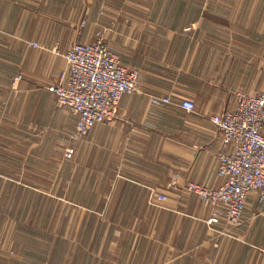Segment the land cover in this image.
<instances>
[{
	"label": "crops",
	"instance_id": "1",
	"mask_svg": "<svg viewBox=\"0 0 264 264\" xmlns=\"http://www.w3.org/2000/svg\"><path fill=\"white\" fill-rule=\"evenodd\" d=\"M98 34L139 73V93L74 141L76 117L51 88L67 68L66 51ZM263 90L264 0H0V230L31 220L58 223L60 233L62 221L79 220L77 205L98 207L83 221L107 223L98 260L12 256L39 252L24 245L2 247L0 264H264V202L250 195L235 229L209 226L212 207L186 189L222 184L210 117L233 109L238 91ZM185 101L192 113L180 107ZM156 195L167 197L160 208Z\"/></svg>",
	"mask_w": 264,
	"mask_h": 264
},
{
	"label": "built area",
	"instance_id": "2",
	"mask_svg": "<svg viewBox=\"0 0 264 264\" xmlns=\"http://www.w3.org/2000/svg\"><path fill=\"white\" fill-rule=\"evenodd\" d=\"M63 57L67 68L51 94L61 109L76 117L72 140L82 141L94 127L115 119L125 95L139 93V73L124 67L100 34L91 44L71 46ZM151 101L156 105L171 104L168 98ZM180 107L188 113L195 110L188 101ZM210 121L221 138L217 160L218 176L223 182L215 189L197 183H189L186 189L212 207L209 226L220 221L235 229L242 222L250 195L264 202V90L258 95L238 91L235 107L211 116ZM153 200L161 206L167 197L156 195Z\"/></svg>",
	"mask_w": 264,
	"mask_h": 264
},
{
	"label": "rangeland",
	"instance_id": "3",
	"mask_svg": "<svg viewBox=\"0 0 264 264\" xmlns=\"http://www.w3.org/2000/svg\"><path fill=\"white\" fill-rule=\"evenodd\" d=\"M63 111L70 114L67 110ZM60 133L62 137L60 145L61 150L63 151L62 153H64L67 149V145H64L65 143L63 142V137L69 133V127L66 124H62ZM67 156L66 151L65 157ZM29 176L30 182L31 179L33 180L34 178V183H37L38 185H42V183L51 184V181L46 179L47 175L30 174ZM38 208L39 207L36 206L29 207L30 216L34 215ZM157 208H160V206H157ZM40 209L45 215L51 214V206L40 207ZM93 213H99L98 207H84L82 205H77L75 214L79 217V220L71 223L68 221H62L60 223V233L56 232L58 223L50 221L34 222L29 220L22 223H3L0 230V249L7 246L21 249L25 245L31 247L33 250L39 251L38 253H31V257H27V259H25V256L28 255L12 254V256L15 255L18 260L24 259L35 261L36 257L39 261H43L45 263L88 261L90 258L98 260L94 254L98 252L101 245L100 234L102 229L105 228L102 225L107 223H101L100 221L89 223L82 220V217L84 219V215L87 217L89 214ZM108 224H110L109 229H114L116 231V223L114 225H112V223ZM86 229H88L89 232ZM113 240L115 239H110L108 246H110L111 242L114 243Z\"/></svg>",
	"mask_w": 264,
	"mask_h": 264
}]
</instances>
